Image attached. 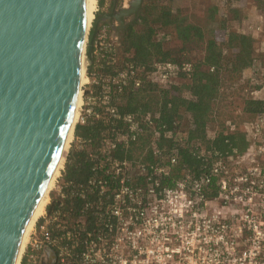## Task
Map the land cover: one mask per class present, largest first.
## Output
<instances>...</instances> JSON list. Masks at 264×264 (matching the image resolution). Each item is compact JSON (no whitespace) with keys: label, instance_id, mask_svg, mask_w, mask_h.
Listing matches in <instances>:
<instances>
[{"label":"built area","instance_id":"2783aa9c","mask_svg":"<svg viewBox=\"0 0 264 264\" xmlns=\"http://www.w3.org/2000/svg\"><path fill=\"white\" fill-rule=\"evenodd\" d=\"M115 49L106 34L98 36L96 52ZM193 70L191 61L160 62L155 76L162 84H179L180 74ZM254 72L251 80L258 84ZM134 75L129 67L112 81L121 90ZM110 80L103 85L106 100ZM84 99L82 111L87 107L89 114L98 99L93 93ZM107 111L128 128L115 130L92 153L102 159L95 168L104 174L81 182L57 179L20 264L24 257L25 264H40L46 247L55 252L53 264H264V112L245 124L246 151L216 152L204 174L177 178L186 128L157 126L151 114L143 120L121 115L114 105ZM149 127L140 156H115L119 143L133 148ZM164 139L171 146H160Z\"/></svg>","mask_w":264,"mask_h":264},{"label":"trees","instance_id":"16d2710c","mask_svg":"<svg viewBox=\"0 0 264 264\" xmlns=\"http://www.w3.org/2000/svg\"><path fill=\"white\" fill-rule=\"evenodd\" d=\"M194 1L196 7L200 0ZM235 1L238 0H226L228 12L233 13L232 19L240 17ZM98 3L103 6L105 0H98ZM174 3L175 0H144L139 15L125 28L121 44L114 52H96V42L103 27L100 25L88 67L92 82L84 95L87 98L92 90L98 100L92 105L91 113L88 114L87 107H84L82 116L88 117L75 126V141L67 156L63 179L81 182L104 174L103 169L95 168L102 159H95L92 153L97 152L115 130L124 132L128 128L123 120L110 116L108 105H114L121 115L131 113L140 120L151 114L157 126L174 128L176 123L185 126L188 139L180 147L179 164L175 170L177 178L186 174L197 177L204 174L216 152L229 154L250 147L245 124L264 112V96H254L255 92L264 93V47L257 58L253 53L255 36L237 29H230L226 40L220 43L213 30L205 28L202 23L204 19H216L219 13L216 4L195 9L192 11L196 12L195 16L191 11H175ZM197 49L203 52V56L192 61L190 55ZM168 61L193 62L191 76L183 73L177 79L190 93V99L185 100L178 94L183 86L162 84L156 78L157 63ZM256 61L259 63L253 64ZM252 64L260 80L258 84L252 83L253 73L247 80L244 76L245 69ZM129 67L135 69V75L120 90L112 79ZM108 78L111 80L109 99L106 100L103 85ZM229 90L233 93L228 103L236 102L239 106L235 115L228 112L223 103ZM151 132L149 127L129 150L124 143H119L115 156L136 158ZM171 144V140L164 139L160 146L169 147ZM203 147L206 149L204 154L201 153ZM80 203L77 200L76 206ZM51 208L50 205L48 209ZM25 263L24 257L22 264Z\"/></svg>","mask_w":264,"mask_h":264},{"label":"water","instance_id":"95a60500","mask_svg":"<svg viewBox=\"0 0 264 264\" xmlns=\"http://www.w3.org/2000/svg\"><path fill=\"white\" fill-rule=\"evenodd\" d=\"M144 0L116 18L120 44ZM134 15L130 21L127 16ZM86 0H0V264H15L33 211L62 156L80 91Z\"/></svg>","mask_w":264,"mask_h":264},{"label":"rangeland","instance_id":"374dc122","mask_svg":"<svg viewBox=\"0 0 264 264\" xmlns=\"http://www.w3.org/2000/svg\"><path fill=\"white\" fill-rule=\"evenodd\" d=\"M130 1V0H129ZM114 0H105V3L103 6H100L98 3V7H97V11L95 13V17L92 21V24L87 32V36H86V54H88V48H89V44H90V32L92 30V28H94L95 23L97 21V18L103 14L106 13H111L113 11V6H114ZM176 2V1H175ZM124 3H126V0H118L117 6L120 5H124ZM191 3V1H190ZM209 4H216L219 7V13L217 14V17L215 20H210V19H204L203 20V25L205 28H209L211 30H213V32L215 33V37L217 38V40L222 43L226 40L227 38V33L230 29H237L243 33H247V34H252L255 36L256 40L255 43L253 45V49H254V56H258L263 47H264V0H238L234 2V5L236 7H238L240 9V17L238 18H230L233 16V13L228 12V8L226 5V0H200L199 2V6L203 7L204 5H209ZM177 7L174 3V8ZM118 8V7H116ZM180 9V8H179ZM191 10V8H190ZM190 10L187 11V8H182L181 9V13H190ZM116 12L119 11V9L115 10ZM191 13H195L194 15L196 16V12H192ZM134 15L131 16H127L126 17V21H130L133 18ZM103 24L102 30H101V34H106V36H108V38L114 43V45L116 47L120 46V40H119V31L118 29L120 28L121 24L120 22L116 19L113 18L112 20L110 19H106L103 20L100 25ZM100 30V28H99ZM99 34V31H98ZM192 61H196V59H198L199 57L203 56V52L200 49L195 50L191 55ZM258 58V57H257ZM262 62L264 64V57H262ZM255 63H259V61L253 62V64ZM253 64L251 66H249L247 69H245L244 71V76L245 79H249L253 73ZM87 76V82L84 83L82 85V92H83V98H84V91L87 87H89L90 83L92 82V79ZM180 83V82H179ZM180 86H183V84H179ZM248 86V84H247ZM230 92L227 94L228 97H225V100L223 103H225L224 105H227V111L231 112L232 114H237L238 110L237 108L239 107L237 105V103H228L229 100H231V93H233V91L229 90ZM241 91H243L241 89ZM92 90L89 92V96L92 95ZM238 91H236L237 93ZM244 92V91H243ZM235 93V95H236ZM178 94L180 96H182L183 99L188 100L191 98L190 93L188 92V90L183 86L178 90ZM239 94V92H238ZM237 94V96H238ZM254 96H264V93L262 92H255ZM235 97V96H233ZM233 99V98H232ZM85 101V99H84ZM82 106V105H81ZM82 109L80 108V113H81ZM81 116V115H80ZM187 117H189V114L187 115ZM183 126V125H182ZM185 128V126H183ZM75 133V132H74ZM75 136V134H74ZM75 141V137L72 141V143ZM72 143L69 147V149H67L64 153V167L61 171L60 174V179L63 178V172L65 170V163L67 160V156L72 148ZM140 156V155H138ZM137 156V157H138ZM58 177V178H59ZM42 264H47L46 259L43 260Z\"/></svg>","mask_w":264,"mask_h":264},{"label":"bare ground","instance_id":"6f19581e","mask_svg":"<svg viewBox=\"0 0 264 264\" xmlns=\"http://www.w3.org/2000/svg\"><path fill=\"white\" fill-rule=\"evenodd\" d=\"M97 7H98V0H86V21H87V31H86V36H87V32L92 24V21L95 17V13L97 11ZM119 30V29H118ZM86 36H85V41H84V45H83V51H82V56H81V81H80V91H79V94H78V98H77V101H76V105H75V111H74V115H73V118H72V121H71V125H70V128H69V132L67 134V137L65 139V143H64V148H63V153H62V156L61 158L59 159L56 167H55V170L48 182V185L45 189V192L44 194L42 195L41 199L39 200L38 204L36 205L34 211H33V214H32V217L30 219V222L27 226V229L24 233V236L22 238V241H21V244H20V247H19V251H18V254H17V259H16V263L15 264H20L21 262V259L23 257V254H24V251H25V248L28 244V241H29V237H30V233H31V230L33 229L34 225H35V222L36 220L39 218L40 215L43 214L45 208H46V205L48 204L49 200H50V192L51 190L53 189L58 177L60 176L61 174V171L64 167V161H65V158H64V153L67 149H69L73 139H74V132H75V126L76 124L78 123L79 119H80V108L82 109V106L84 104V98H83V92H82V85L84 83L87 82V70H88V67H89V61H88V54H86L85 52V48H86ZM89 77V76H88ZM90 81V78L88 80V82ZM82 105V106H81Z\"/></svg>","mask_w":264,"mask_h":264},{"label":"crops","instance_id":"0c3cea01","mask_svg":"<svg viewBox=\"0 0 264 264\" xmlns=\"http://www.w3.org/2000/svg\"><path fill=\"white\" fill-rule=\"evenodd\" d=\"M175 1H176L175 5L177 7H175L174 9H175V11H178V12H182L181 9L184 8V7L187 8V11L190 10V8H191L192 11H194L195 9L200 10L202 8L199 5H197L195 7V1L194 0H175ZM190 1H191V3H190ZM128 2H129V0H126V3H124V5L117 6L118 0H114L113 9H115V10L119 9L120 10L121 7L127 6ZM116 7H118V8H116ZM44 259H46L47 264H53L54 263V261H55V252H54V250L52 248L46 247L44 249V251L41 253V258H40V262L41 263L40 264L43 263Z\"/></svg>","mask_w":264,"mask_h":264}]
</instances>
